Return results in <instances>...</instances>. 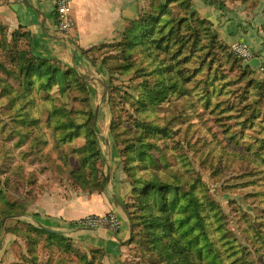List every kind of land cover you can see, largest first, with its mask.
<instances>
[{"label":"trees","instance_id":"obj_1","mask_svg":"<svg viewBox=\"0 0 264 264\" xmlns=\"http://www.w3.org/2000/svg\"><path fill=\"white\" fill-rule=\"evenodd\" d=\"M240 1L248 10L263 4L264 14V0ZM0 52L9 57L0 60V116L15 122L0 134L16 136L19 147L32 134L30 123H45L36 128L50 131L36 140L55 141L56 164L71 188L102 190L85 77L34 56L30 34L21 28L9 33L1 22ZM81 52L111 76H131L136 86V96L121 95L114 85L106 92L109 131L132 187L124 205L132 236L123 246L143 264H264V81L232 55L190 0H148L138 18L126 23L119 42ZM44 102L45 113L34 116L31 110ZM218 126L222 131L213 133ZM206 132L214 144L205 142ZM185 147H197L202 155L214 151L215 161L206 165L212 176L232 173L236 188L257 206L240 215L248 250L202 177L189 169ZM25 214L22 203H10L0 190V229L3 220ZM6 232L24 243L27 255L20 264H41L40 252L46 255L43 264H102L101 251L82 252L55 232L31 224Z\"/></svg>","mask_w":264,"mask_h":264},{"label":"crops","instance_id":"obj_2","mask_svg":"<svg viewBox=\"0 0 264 264\" xmlns=\"http://www.w3.org/2000/svg\"><path fill=\"white\" fill-rule=\"evenodd\" d=\"M190 1L192 9L211 23L227 47L238 43L248 45L254 57L246 65L258 80L264 79L263 4L248 10L240 0ZM147 4L148 0H72V29L66 35H60L55 26V0H0V22L9 33L19 28L28 32L34 56L74 69L87 81L93 79L97 86L100 84L106 92L108 73L98 60L92 64L81 50L119 42L126 23L136 20L140 9ZM94 55L96 58L99 56ZM88 86L91 95L97 94L95 85ZM110 118L107 112H97L95 115L97 145L102 161V190L80 192L66 183L60 185L56 180V196L41 204H34L30 212L37 215L35 220L41 227L62 233L80 251H101L102 264H120L126 251L123 245L131 238L124 205L130 199L132 187L123 172L119 150L110 135ZM106 212H114L118 216L121 228L117 233L75 229L78 220Z\"/></svg>","mask_w":264,"mask_h":264},{"label":"rangeland","instance_id":"obj_3","mask_svg":"<svg viewBox=\"0 0 264 264\" xmlns=\"http://www.w3.org/2000/svg\"><path fill=\"white\" fill-rule=\"evenodd\" d=\"M7 40L10 41L9 34H7ZM7 58L9 57L6 56L4 52H0V60ZM244 64L246 65L245 61ZM258 81L261 82L264 81V79ZM86 82V88L88 90L87 95L89 97L88 102L90 107L94 110L95 115L97 112H107L110 114L108 108L110 101L108 100L109 96L106 93L107 88L106 92L103 91L102 86H100V84L97 86V83L94 82L93 79H89L88 81L86 80ZM107 82L108 86H116L119 89V93L121 95L124 92H127L136 96V94H134V87L136 86L135 83L132 82L131 76H111L108 73ZM88 84L95 85L97 88V91L95 90V92H97V94H90L91 88L88 86ZM53 101L56 103V98L53 99ZM47 103L48 102H44L43 104L37 105L34 110H31L33 111L32 113L34 116L36 111L39 113H45L46 109L44 108V104ZM71 105H73V103H71ZM164 107H168V105L165 104ZM54 117L56 119V115H54ZM111 119L112 116L110 121H108L109 125ZM52 122L54 121L51 118L50 123ZM14 124L15 122L11 119L0 116V130L4 129L5 131V128H9L10 125L13 126ZM40 124L45 123H41L39 120H37L35 123L29 124L32 134L27 138V141L19 147L16 146V136L12 135L11 137L7 138V136L2 135L4 133L0 134V190L4 191L7 201L10 203H22L26 210V214L24 216L19 215L9 217L8 219H5L1 222L0 264H20L23 261V257L27 255L26 251H24L23 241L15 236L9 235L6 232V228L8 229L16 225L20 226L31 224L44 229V227H41L35 220V216L37 215L31 213V209H33L34 204H41L47 200H51L56 196V180L60 185L66 183L68 186H70L71 184V180L69 179L66 172L62 171L58 164H56L57 157L55 141H49L48 136L41 137L39 140H36L37 135H47L50 131V129L45 125H41L37 129L36 126ZM221 128L222 127L218 126V128L214 130L213 133L222 131ZM202 136L205 142L214 144V136L211 132L203 133ZM190 149L185 147L184 151V154L190 164L189 169L194 172L195 175L202 177V181L209 189V194L212 201L217 203L221 207L222 211H224L230 217L228 227L234 232L238 243L243 249L248 250V248L243 245L245 240L244 235L241 232L243 224L240 215L241 213H252L254 210H258L257 206L250 204V201L246 200L244 197L245 193L236 188L235 183L231 181L232 173H225L220 179L212 176V173L206 165L215 161L214 151L208 153L205 149L202 155L197 147H194L191 150ZM201 156L202 162L200 161ZM203 163L205 164V167L202 165ZM77 191L82 192L79 189H77ZM134 255L133 249H131V247H126V251L121 258L120 264L123 262V264H143L140 262V259L135 258ZM40 257L41 264L45 263L44 259L46 255L43 252H40Z\"/></svg>","mask_w":264,"mask_h":264},{"label":"built area","instance_id":"obj_4","mask_svg":"<svg viewBox=\"0 0 264 264\" xmlns=\"http://www.w3.org/2000/svg\"><path fill=\"white\" fill-rule=\"evenodd\" d=\"M72 0H55L56 31L60 35H66L73 26L74 19L70 15ZM233 56L245 62H249L254 54L246 44H232L229 47ZM121 228L118 216L114 212H106L102 215H89L75 223V229L107 230L117 233Z\"/></svg>","mask_w":264,"mask_h":264},{"label":"water","instance_id":"obj_5","mask_svg":"<svg viewBox=\"0 0 264 264\" xmlns=\"http://www.w3.org/2000/svg\"><path fill=\"white\" fill-rule=\"evenodd\" d=\"M46 230V229H45ZM48 231V230H47ZM51 232V231H50ZM55 233H57V234H61L62 235V233H59V232H55ZM131 235H132V230H131Z\"/></svg>","mask_w":264,"mask_h":264}]
</instances>
